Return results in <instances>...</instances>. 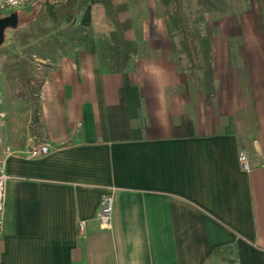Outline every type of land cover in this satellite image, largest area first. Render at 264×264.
I'll list each match as a JSON object with an SVG mask.
<instances>
[{"label": "crops", "instance_id": "1", "mask_svg": "<svg viewBox=\"0 0 264 264\" xmlns=\"http://www.w3.org/2000/svg\"><path fill=\"white\" fill-rule=\"evenodd\" d=\"M153 15L131 16L137 51L125 71L101 67L95 35L43 70L32 137L0 129L15 150L3 163L0 264H264V34L243 28L248 13L239 33L210 24L216 95L206 105ZM29 138L48 152L28 156ZM217 247H233L236 263L218 261Z\"/></svg>", "mask_w": 264, "mask_h": 264}, {"label": "trees", "instance_id": "2", "mask_svg": "<svg viewBox=\"0 0 264 264\" xmlns=\"http://www.w3.org/2000/svg\"><path fill=\"white\" fill-rule=\"evenodd\" d=\"M191 3L195 4L197 13L192 22L194 26L190 23ZM42 5L33 19L25 23L26 29L9 28L15 32L24 57L11 55L12 61L4 63L5 78L15 84H24L30 90V97L39 90L43 75L36 86L32 85L33 67L28 60L52 62L43 65L46 70L62 55L87 46L95 35L104 70L121 73L131 64L137 51V35L132 29L127 0H44ZM230 11L228 0H156V15L164 21L172 43V56L180 69L194 78L206 105H212L216 95L207 20L217 19ZM96 23L106 32L97 34ZM32 116L30 131L35 134L39 123L35 105ZM222 251L224 255L220 254ZM232 254H235L233 247H217L213 251L218 261L236 263L235 257L230 258Z\"/></svg>", "mask_w": 264, "mask_h": 264}, {"label": "rangeland", "instance_id": "3", "mask_svg": "<svg viewBox=\"0 0 264 264\" xmlns=\"http://www.w3.org/2000/svg\"><path fill=\"white\" fill-rule=\"evenodd\" d=\"M130 9V15L136 18L137 21H142L146 15V18H150L156 14V0H127ZM258 1V2H257ZM228 0L231 11L226 14L219 16L217 19L207 20L208 32L209 35L212 34V26L210 24L213 21L223 20L224 22H232L225 27L226 33H239L242 31V26L240 24H235L236 21L240 22L242 19L243 13H248V16H245L247 20V25L243 28L247 29V32L264 34V5L261 8L258 3L261 0ZM44 0H33L30 4L23 8L16 10H5L0 12V17L7 16L12 12H16L18 16V24L16 27L21 29H26L27 26L25 23L29 20H32L37 11L42 8ZM264 3V2H263ZM257 4V5H256ZM191 18L190 23L192 26L193 19L196 18V6L194 3L190 4ZM95 11L92 12L94 15ZM208 17V15H206ZM101 27L105 31L104 27L99 24H95L96 27ZM231 26V27H230ZM23 48L19 46V43L16 40V34L12 29L7 28L5 30L4 41L0 46V94L4 100L6 109L8 110V130L14 136H17L23 141H27L28 137H32L30 131V124L32 121V113L34 110V105L38 111V93L34 92L30 97L29 88L24 84L18 83L15 84L9 79L5 78L4 73V63L11 62V55L17 54L19 57L22 56ZM28 63H31L33 67L32 75L34 80L32 85L36 86L39 83V80L42 77L43 65L46 63H52L50 61H42L38 59H33L32 61L28 60ZM31 104V105H30ZM33 105V106H32Z\"/></svg>", "mask_w": 264, "mask_h": 264}, {"label": "built area", "instance_id": "4", "mask_svg": "<svg viewBox=\"0 0 264 264\" xmlns=\"http://www.w3.org/2000/svg\"><path fill=\"white\" fill-rule=\"evenodd\" d=\"M33 0H0V12L5 10H16L19 8H23L30 4ZM3 99L0 94V129H2L6 124L7 114L5 110L2 108ZM49 150L47 144L41 143L34 138L28 139V144L25 148V152L30 157L39 156L42 154H46ZM15 150L4 144L0 140V230L2 227V211L4 207V193L5 186L9 176L5 173L3 168L4 160L10 155L14 154ZM238 162L240 165V169L249 173L251 170V165L248 159L247 154L244 151H240L238 154ZM113 192V191H112ZM112 192L105 193L102 195L100 199V210H99V222L102 228H110V219L114 207V194ZM85 233V221L80 220L78 223V235L83 236Z\"/></svg>", "mask_w": 264, "mask_h": 264}, {"label": "water", "instance_id": "5", "mask_svg": "<svg viewBox=\"0 0 264 264\" xmlns=\"http://www.w3.org/2000/svg\"><path fill=\"white\" fill-rule=\"evenodd\" d=\"M18 24V16L16 12H12L7 16L0 17V46L4 41V33L7 28H15Z\"/></svg>", "mask_w": 264, "mask_h": 264}]
</instances>
